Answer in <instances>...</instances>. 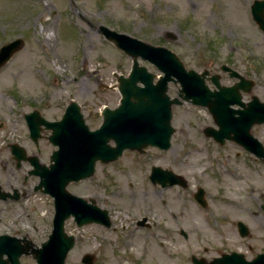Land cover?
<instances>
[{
  "label": "rangeland",
  "instance_id": "obj_1",
  "mask_svg": "<svg viewBox=\"0 0 264 264\" xmlns=\"http://www.w3.org/2000/svg\"><path fill=\"white\" fill-rule=\"evenodd\" d=\"M251 1L73 0V4L95 25L103 23L170 48L187 68L221 73L223 84L233 79L219 66H232L255 80L253 93L264 101V34L247 9ZM72 6L69 0H0V46L16 37L23 40L0 67V185L8 188L11 184L25 192L18 200H0V234L27 235L35 245L47 239L54 208L48 194L33 190L38 177L27 174L29 163L22 161L16 168L10 153L8 145L14 142L28 154L36 153L23 113L37 108L52 118L72 98L94 129L102 120V107L118 103L115 73L125 75L132 63L81 20ZM138 61L159 73L149 62ZM177 88L170 82L168 94L176 96ZM171 125L175 132L167 151L159 153L153 147L143 153L124 150L116 161L97 162L90 177L69 183V191L93 198L106 209L110 224L78 226L69 217L65 231L75 236V243L65 264H84L81 257L85 253L94 256L93 264H185L181 256L204 248L209 254L216 253V247L225 252V232L221 236L216 231V222L223 219L217 209L225 193L238 198L225 188V145L203 135L202 128L215 126L206 107L189 102L174 105ZM39 148L40 161L47 163L53 146L41 138ZM174 157L182 162L178 166L187 177V187L178 191L153 185L148 178L150 163L170 166ZM198 186L205 190L204 197L214 211L194 208L191 194ZM143 219L144 224H139ZM179 226L187 232L186 238L178 233ZM132 233L140 236L135 247L125 244ZM132 249L137 253H130ZM20 262L37 264L25 254Z\"/></svg>",
  "mask_w": 264,
  "mask_h": 264
},
{
  "label": "water",
  "instance_id": "obj_2",
  "mask_svg": "<svg viewBox=\"0 0 264 264\" xmlns=\"http://www.w3.org/2000/svg\"><path fill=\"white\" fill-rule=\"evenodd\" d=\"M251 13L264 31V0H254ZM99 30L107 40L132 58L128 74L116 75L119 103L115 108L103 106L101 123L95 129H90L85 123L80 106L73 99L69 101L59 120H47L37 109L24 115L29 136L35 144L38 143L41 132L48 130L46 138L55 147L46 164L36 154H27L25 148L17 142L9 144L15 166L19 167L22 161H28L32 166L28 174L38 176L33 189L52 197V228L47 239L39 246L27 238V235L17 237L7 233L0 234V264H21L22 254L31 255L37 264H65L67 252L75 243L74 235L65 231V221L70 216L79 226L91 222L109 226L107 210L98 207L93 198L70 192L68 184L90 177L97 161H115L124 149L143 152L150 145L168 149L174 131L171 126L173 105L189 101L206 106L217 128L206 126L203 132L220 144L225 141V135L229 134L232 127H242L248 134L252 124L264 122V103L259 102L255 96L246 106L240 100L239 90L249 92L253 81L245 79L229 66L222 64L220 68L228 71L230 76L238 77L239 81L232 86H225L220 84L219 74H209L207 69L202 72L187 69L181 59L164 46L151 44L104 25H99ZM21 45L22 39L16 38L0 47V67ZM139 57L149 61L163 73L155 82L153 79L156 75L144 65H139ZM206 80H210L215 88H209ZM169 81L179 83L177 96L172 98L167 94ZM233 103L242 108H232L230 105ZM233 133L234 139L238 141L239 132L233 130ZM257 143L260 147L261 144ZM150 178L154 182H161L163 186L179 181V176L172 171L158 167L152 168ZM16 191L14 189L15 193L11 195L9 191L1 190L0 186V199H6L7 196L16 199L19 196ZM196 198L203 199L201 188H198ZM93 259L92 254L85 253L81 261L93 264ZM195 264H264V254H258L247 261L238 253H223L208 262L202 258L196 259Z\"/></svg>",
  "mask_w": 264,
  "mask_h": 264
},
{
  "label": "flooded vegetation",
  "instance_id": "obj_3",
  "mask_svg": "<svg viewBox=\"0 0 264 264\" xmlns=\"http://www.w3.org/2000/svg\"><path fill=\"white\" fill-rule=\"evenodd\" d=\"M250 5L247 8L249 11ZM78 13L81 20L85 21L92 29L97 31L96 25L93 22L84 18L79 11ZM262 33L263 31L261 34ZM225 75L230 78L227 73H225ZM231 79L233 80L230 83H225L226 86L232 85L236 82V79ZM255 95L261 99L257 94ZM249 100L250 96L243 92L242 101L247 104ZM66 105L67 103L58 115L50 119L55 120L60 118ZM233 107L238 108L236 105ZM234 121L237 122L238 120ZM260 126H264V123L252 124L248 131L249 134H246V130L242 127H232L229 134L225 135L224 143L221 145L218 144L220 146L225 145V188L228 189L227 192L229 193H231L230 191L236 193L238 198L234 199V197H230L225 193V200L222 202L221 209H217L218 212L222 213L223 219L220 222H216V225L218 226L216 231L221 236L225 232V253L236 251L241 254L240 256H243L247 260H251L256 255L264 253V129H260ZM233 130L239 132L238 141L234 139ZM256 140L261 143L260 147ZM212 141L216 143L213 139ZM34 146L36 152L41 154V149H38L36 145ZM153 148L157 147L153 146ZM157 150L159 153L167 151L159 148H157ZM179 163H182L181 160L174 157L173 160H170V166L155 165L153 163H150L149 165L150 172L153 166H159L161 168L172 170L175 174L179 175V181L175 184L163 186L159 181L153 182L149 177L150 172L148 173L149 180L153 185L160 187L161 189L176 187L177 190L180 191L181 189L186 188L188 180L182 169L178 166ZM199 187L200 186H198L196 191L191 194V198L195 203L194 208L197 209V211L201 210V212L214 211L213 207L210 205L209 199L204 197L205 191L202 200L196 198V193ZM14 188L17 189L20 195L25 193L23 190L11 184L5 189L13 192ZM224 223L225 228L224 225H222ZM177 231L182 237H187V232L182 229L181 226L178 227ZM229 237H235L234 242H229ZM206 249L207 248H204L203 252H197V254L190 253L188 257H181L185 264H195L197 258L212 260L223 252L220 248L216 247V253L209 254Z\"/></svg>",
  "mask_w": 264,
  "mask_h": 264
},
{
  "label": "bare ground",
  "instance_id": "obj_4",
  "mask_svg": "<svg viewBox=\"0 0 264 264\" xmlns=\"http://www.w3.org/2000/svg\"><path fill=\"white\" fill-rule=\"evenodd\" d=\"M43 29H46V28H43ZM47 40L51 41L50 37H47ZM127 233L129 234V231ZM129 236H130V238L125 241L126 245H131L132 247H135L137 244H139L140 236L138 234L132 233ZM129 252L132 254L137 253V251H135L134 249L130 250ZM121 257H123V256H121Z\"/></svg>",
  "mask_w": 264,
  "mask_h": 264
}]
</instances>
